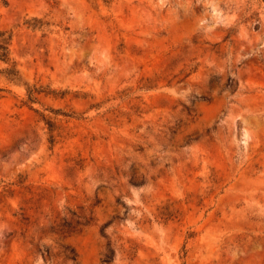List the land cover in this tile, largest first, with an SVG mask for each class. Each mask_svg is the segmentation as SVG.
Returning a JSON list of instances; mask_svg holds the SVG:
<instances>
[{
	"label": "rangeland",
	"instance_id": "374dc122",
	"mask_svg": "<svg viewBox=\"0 0 264 264\" xmlns=\"http://www.w3.org/2000/svg\"><path fill=\"white\" fill-rule=\"evenodd\" d=\"M0 30L42 91L0 77V264H264V0H0Z\"/></svg>",
	"mask_w": 264,
	"mask_h": 264
},
{
	"label": "trees",
	"instance_id": "16d2710c",
	"mask_svg": "<svg viewBox=\"0 0 264 264\" xmlns=\"http://www.w3.org/2000/svg\"><path fill=\"white\" fill-rule=\"evenodd\" d=\"M11 41L12 35L7 31L0 30V77L15 85L23 86L29 95V100L35 102L37 101L35 95L42 93V91L31 87L23 78L16 62L11 57ZM0 91L3 90L0 88ZM48 124L52 131L53 124L51 122H48ZM110 245L102 261L103 264H112L115 260L116 251L111 249Z\"/></svg>",
	"mask_w": 264,
	"mask_h": 264
}]
</instances>
